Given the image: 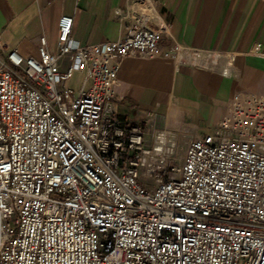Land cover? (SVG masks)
Returning a JSON list of instances; mask_svg holds the SVG:
<instances>
[{"label":"built area","instance_id":"2783aa9c","mask_svg":"<svg viewBox=\"0 0 264 264\" xmlns=\"http://www.w3.org/2000/svg\"><path fill=\"white\" fill-rule=\"evenodd\" d=\"M73 25L62 15L56 49L41 35L38 56L2 46L0 264H264V95L226 100L153 185L141 170H166L168 140L149 144L142 123L107 107L127 57L232 76L237 52L165 45L164 28L138 16L98 43L76 40Z\"/></svg>","mask_w":264,"mask_h":264},{"label":"crops","instance_id":"0c3cea01","mask_svg":"<svg viewBox=\"0 0 264 264\" xmlns=\"http://www.w3.org/2000/svg\"><path fill=\"white\" fill-rule=\"evenodd\" d=\"M62 15L74 17L73 37L82 44L115 40L138 16L164 28L165 45L237 52L232 76L164 57L123 60L108 113L159 130L154 142L160 134L192 140L210 133L226 100L239 92L264 95V57L252 52L257 42L264 45V0H0V52L7 44L38 56L41 35L54 51ZM83 76L75 73L69 85L77 90Z\"/></svg>","mask_w":264,"mask_h":264},{"label":"rangeland","instance_id":"374dc122","mask_svg":"<svg viewBox=\"0 0 264 264\" xmlns=\"http://www.w3.org/2000/svg\"><path fill=\"white\" fill-rule=\"evenodd\" d=\"M1 54V52H0ZM146 128V135H147V139H148V143L152 144L155 140H156V136H157V131L154 130L153 127H149L147 124L143 125ZM161 135V134H160ZM191 139L188 138H181L180 136L177 137H171L170 139H168V146L170 148V152H167V159H166V170H156L152 176L146 174V170L142 169L141 173L143 175V177L147 178L148 182L150 184H155V175H159V177L165 178L167 179L169 176L173 175L175 173L174 171V166H178L182 159L183 156L185 155V151L187 148L188 143L190 142Z\"/></svg>","mask_w":264,"mask_h":264},{"label":"bare ground","instance_id":"6f19581e","mask_svg":"<svg viewBox=\"0 0 264 264\" xmlns=\"http://www.w3.org/2000/svg\"><path fill=\"white\" fill-rule=\"evenodd\" d=\"M162 143L166 142L168 139L164 137V135H159Z\"/></svg>","mask_w":264,"mask_h":264}]
</instances>
